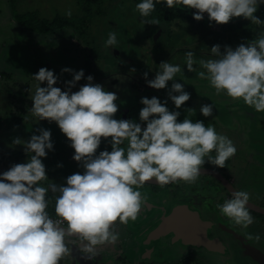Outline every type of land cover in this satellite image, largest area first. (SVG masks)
<instances>
[{
	"label": "clouds",
	"instance_id": "clouds-1",
	"mask_svg": "<svg viewBox=\"0 0 264 264\" xmlns=\"http://www.w3.org/2000/svg\"><path fill=\"white\" fill-rule=\"evenodd\" d=\"M261 3L264 0H166L170 9L183 5L196 10L195 20H203L207 13L210 22L220 25L239 17L264 25L255 15ZM136 10L148 17L155 10L154 0H143ZM66 14L72 15L70 10ZM146 24L158 25L159 21ZM116 44V33L110 31L105 47ZM211 54L215 58L199 61L206 71L198 72V77L208 80L217 95L226 92L233 100L242 99L256 112H264V31L235 49L225 46L222 52L220 45L212 46ZM193 56L189 51L185 57L192 72L196 63ZM160 68L155 79L148 80V73L144 74L147 84L158 90L165 89L181 72L179 65L169 62L161 63ZM62 72L73 70L64 68ZM32 77L39 83L31 93V114L40 121L58 124L75 150L73 159L84 171L68 176L66 184L42 186L41 181L49 180L42 158L47 156L46 150L54 149L51 131L39 129L40 134L27 141L14 139L13 145L23 144L25 153L32 155L27 163L14 164L0 173V264H60L69 254V241L78 245L85 259L92 260L99 248L118 242V221L126 225L137 220L146 200L137 189L145 183L155 180L160 187L180 181L194 184L206 161L225 168L226 161L236 154L232 140L214 127L187 117L179 122L181 113L170 111L167 100L161 103L157 97L142 98L141 123L117 120V94L94 84L93 76L87 77L88 83L79 91L72 92L76 82L84 78L83 70L67 82V91L55 86L58 77L47 68ZM44 82L47 86L41 87ZM168 95L177 109L191 97L178 82L172 84ZM200 112L212 116L213 105H202ZM102 138H111L112 151L97 154ZM125 142L127 146L121 147ZM213 151L214 157L210 155ZM49 191L56 194L55 214L59 219H52L47 212ZM249 199L247 191H234L232 198L217 208L234 225L247 229L254 223ZM248 239L259 242L261 237L248 234Z\"/></svg>",
	"mask_w": 264,
	"mask_h": 264
},
{
	"label": "rangeland",
	"instance_id": "rangeland-1",
	"mask_svg": "<svg viewBox=\"0 0 264 264\" xmlns=\"http://www.w3.org/2000/svg\"><path fill=\"white\" fill-rule=\"evenodd\" d=\"M89 4L92 10L99 7ZM15 9L19 14L35 13L47 20L53 18L67 20L75 31L70 27L45 35L26 30L13 20L11 7L7 1L0 0V173L9 170L14 164L27 163L32 155L25 153L23 144L13 145L15 138L27 141L32 135H39V129H47L52 133L54 149L46 150L48 154L42 158L49 180L41 181V185L47 187L52 182L66 184L68 176L75 173L83 174L84 169L73 159L75 150L58 124L48 120L40 121L31 114L34 102L30 97L39 83L32 76L41 68H47L55 73L58 77L55 86L63 91L68 90L67 82L74 79V73L88 68L86 75L93 76V81H96L94 84H101L105 90L117 94L118 99L115 103L119 111L114 116L117 120L126 118L125 113L121 114V110L130 109L134 115L132 120L141 123L139 113L144 107L141 99L157 97L161 103L167 100L166 107L170 111L181 113L178 117L179 122L186 117L193 122L203 121L205 126L210 125L218 134L227 136L237 151L226 161L225 168L216 167L207 161L201 167L220 173L230 180L236 191H247L250 194L249 202L264 207V112H256L242 99L233 100L226 92L217 95L208 80L199 82L200 79L193 78V73L188 71L185 62L186 53L191 50L196 61L193 72L206 71L198 68L201 67L199 61L207 60L205 54L211 53L212 46L220 45L222 52L225 46L235 49L243 40L250 42L258 38L264 31V25L251 23L243 17L233 18L228 24L220 25L210 22L206 13L204 19L200 21L194 17L193 21L176 20L169 26V37L166 46L162 47L166 51L169 48L170 52L167 54L165 51L162 56L166 55L165 62H169L167 58L173 54L172 51L180 49L182 52L186 50V53L172 55L176 61L171 64L179 65L181 72L175 75L174 81L168 82L165 89L158 90L147 88L145 73L142 71L144 68L147 69L148 80L155 79L156 72L161 71L154 55L161 49L157 48L152 40L156 27L153 24H146L147 20L137 15L131 0L116 1L103 16H99L95 11L89 16L92 25L89 26L87 23L86 27L80 23L84 17H88L85 12H89L86 11L84 0H15ZM69 10L72 13L71 17L66 14ZM255 15L264 21V3L259 5ZM103 21L107 23L106 26H103V23L100 25L99 22ZM112 21L116 25L114 28L108 24ZM239 22L237 27L236 23ZM110 31L116 33L117 47L122 46L123 39L127 41L119 50L130 56L132 61L128 64H116L111 60L113 57L109 55L110 47H105ZM215 39L216 42L213 41ZM196 52H203V56ZM64 68L72 69L73 72H62ZM133 69L135 71H132ZM174 82L183 84L184 90L191 94L189 101L179 109L168 95ZM83 85L82 82H76L75 87L71 89L72 92L79 91ZM46 86V82L41 84V87ZM205 104L213 105V115L210 117H205L200 112L201 106ZM190 108L194 111L189 113L187 109ZM142 127H146V123H142ZM110 140L111 138H102L97 154L104 150L112 151ZM126 146L127 142L121 145ZM14 151L17 155L10 157L9 153ZM210 155L214 157L215 151ZM205 159L207 160V157ZM61 164L63 166L58 167ZM203 181H209L220 189L218 181L209 175H200L195 184ZM184 185L188 184L180 181L162 188L172 189ZM55 197L56 194L50 191L47 194L49 215L55 213ZM262 221L264 217L260 215L258 223Z\"/></svg>",
	"mask_w": 264,
	"mask_h": 264
},
{
	"label": "water",
	"instance_id": "water-1",
	"mask_svg": "<svg viewBox=\"0 0 264 264\" xmlns=\"http://www.w3.org/2000/svg\"><path fill=\"white\" fill-rule=\"evenodd\" d=\"M162 33L161 29L156 30L152 37L154 45L160 46L163 43ZM201 172V175L212 176L220 182L232 198V193L236 190L229 180L211 169L202 168ZM145 185L159 186L155 180L147 182ZM137 190L146 197L137 220H129L126 225L117 222L120 239L131 241L129 245L132 247L130 252L132 264L149 262L150 260L145 256L152 257L159 250H164L166 245L174 254L195 252L213 264H228L232 255V252L228 250L229 244H235L241 248L242 256L250 257L256 264H264V253L257 249L252 241L241 233L226 229L224 225L218 226L216 223L201 218L199 206L195 204L198 197L187 195L168 202L165 196H155L148 189ZM248 206L250 211L264 216V208L251 202ZM215 228L221 231L219 236L211 234ZM68 244L74 245L71 241ZM106 246L114 247V245ZM114 252L115 248L111 250L110 258L107 257L105 251L102 252L105 261L100 264H113ZM84 260L81 255H77L73 264H83Z\"/></svg>",
	"mask_w": 264,
	"mask_h": 264
},
{
	"label": "flooded vegetation",
	"instance_id": "flooded-vegetation-1",
	"mask_svg": "<svg viewBox=\"0 0 264 264\" xmlns=\"http://www.w3.org/2000/svg\"><path fill=\"white\" fill-rule=\"evenodd\" d=\"M243 42L244 44H247L245 40L239 43H243ZM168 50L170 49L169 48L167 49L166 51L167 54L168 52H170ZM177 50L178 51H172L171 53L173 54H170V56L167 58V60H169V63H175L176 58L174 57L175 58L174 59L172 56L174 55V53L176 54L182 52V50L180 49ZM184 53H186V50H184V52H182L181 54ZM202 53L203 52H199V53L196 52V54L200 56H203ZM205 55L207 60L208 58L212 59L211 53H207ZM198 68L203 69L202 67H198ZM143 73L145 72L143 71ZM191 73H193V75L196 76L195 79H200L197 75L198 72H191ZM200 80L201 81L199 82H204L202 79ZM146 86H148V84H146ZM120 112L121 114L125 113L126 120H132L134 116L130 109H125L124 111L121 110ZM225 179L228 180L227 178ZM218 183H219L218 187L221 190L210 184L209 181L199 182L198 184L195 183L188 184L180 187H175L172 189L162 188L160 186L156 187L151 185H144L143 188L148 189L155 196H159V197L165 196L168 202H172L181 196L188 195V196L198 197L197 202L195 204L199 206L200 215L203 220L216 223L218 226L224 225L226 229L241 233L247 239H248V234H251L252 236L259 235L261 237L259 242L255 241L254 239L251 240L249 239V240L255 244L257 249H260L262 253H264V221L258 223L260 214L254 213L249 210L250 215L254 218V223L250 225L247 229H243L240 226L234 225V223L229 218L221 214L219 209L217 208L218 204H223L226 200L231 199L230 195L223 188L221 183L220 182ZM211 234L214 236H219L221 234V231L215 228L212 230ZM130 243H131L130 240L126 241V239L121 238L118 240V243L115 244L113 248H110L109 246L107 247L106 245L102 246L101 248L98 249L99 251L98 254L92 260L85 259L83 257V255L79 251V247L77 244H74L75 246L72 244H68L69 254L65 256L66 259L63 258V261H60V264H63V262H67L66 264H73L74 258L77 255H81L83 259H85L84 261H82L83 264H97V261L98 264H100L102 261H105V257L102 255V252L105 251L107 253V257L110 258L111 250L112 249L114 250V248H115V252L113 253L114 254L113 264H132L130 262V258H131L130 252L132 251V247L129 245ZM229 245L230 246L228 247V250L232 252V255L228 264H256V262L250 257L242 256V252H241L242 249L239 248L237 245L235 244H229ZM145 258H148L150 261L139 264H213L212 262L206 260L204 257L198 255L195 252H188L186 254H180V253L174 254L171 252L168 245H166L164 250H159L152 257L145 256Z\"/></svg>",
	"mask_w": 264,
	"mask_h": 264
},
{
	"label": "trees",
	"instance_id": "trees-1",
	"mask_svg": "<svg viewBox=\"0 0 264 264\" xmlns=\"http://www.w3.org/2000/svg\"><path fill=\"white\" fill-rule=\"evenodd\" d=\"M8 5H10L11 7V15L13 17V20L18 24L20 25L22 28L26 29V30H31L33 32H36V33H40V34H53V33H56V32H59V31H62L63 29L65 28H73V30L75 31V28L73 27V25H71V23L67 20H57L56 18H53L52 20H47L45 18H40L38 17L37 14L35 13H26V14H19L16 9H15V0H6ZM116 1H119V0H84V3H85V7H86V11H89V12H85V14L88 15V17H84V20L81 21V25H83V27H86L87 23L89 24V26L92 25V21H91V18L89 16H92L94 14V12L96 14H98L99 16H103L104 14L107 13V9L112 5L114 4ZM143 2V0H131V3L135 6L136 8V5L138 3H141ZM93 4L95 5L96 7H98L97 9H93L92 10V7H90V4ZM154 3H155V10L148 16V17H142L140 15V13L137 11V15H139V17L143 20H158L159 21V24L158 25H154L157 29H161L162 30V34H163V43L160 45V46H157V48H160L161 51H152V53H154L155 55V58L157 59V63L159 64L158 66H160L161 63L165 62V56L163 57L162 54L165 53L166 49H163L162 47L163 46H166V42H167V39L169 37V26L175 22L176 20H179V19H184V20H190V21H193V13L196 12L195 9H188V8H185L183 5H177L176 7L170 9L166 6V0H154ZM89 4V5H87ZM104 4V5H103ZM101 6V7H100ZM207 14V13H206ZM100 25L101 23H103L102 25L103 26H106V22H99ZM109 26L110 27H115V22L112 21V22H108ZM240 22L239 23H236L237 27L239 26ZM241 26V25H240ZM234 27V26H233ZM211 31V30H210ZM217 33V32H216ZM208 37H211L210 35H208ZM205 40H209V39H205ZM213 41H217L216 39L213 40ZM125 42H127L126 40L123 39V44L122 46H118L117 47V44L112 47L110 46V52H109V55L111 57H113L111 60L113 61L114 60V63H124V64H128L129 62H131L132 60H130V56H126L124 55L120 50L119 48L121 47H124L125 46ZM131 46V45H130ZM133 47V46H131ZM160 59V60H158ZM88 69V68H87ZM87 69H84V78H82L80 81L78 82H82V83H86L88 82L87 80V72L88 70ZM159 69H161L159 67ZM142 71H144L145 73L147 72V69L144 68L142 69ZM193 77L195 78L196 76L193 75ZM95 82V81H94ZM15 156L17 155V152H10L9 153V156L12 157V156ZM15 160H19L18 158H15ZM53 215L56 216L55 213H53Z\"/></svg>",
	"mask_w": 264,
	"mask_h": 264
},
{
	"label": "built area",
	"instance_id": "built-area-1",
	"mask_svg": "<svg viewBox=\"0 0 264 264\" xmlns=\"http://www.w3.org/2000/svg\"><path fill=\"white\" fill-rule=\"evenodd\" d=\"M82 84L85 85L86 83H82ZM50 217H51L52 219H54V220H55V219H59V217H57V216H55V215H53V214H51ZM63 226L66 227V224L63 225Z\"/></svg>",
	"mask_w": 264,
	"mask_h": 264
},
{
	"label": "crops",
	"instance_id": "crops-1",
	"mask_svg": "<svg viewBox=\"0 0 264 264\" xmlns=\"http://www.w3.org/2000/svg\"><path fill=\"white\" fill-rule=\"evenodd\" d=\"M93 82H94V81H93ZM95 82H96V81H95ZM147 88L150 89L151 87L148 85ZM258 144H259V143H258Z\"/></svg>",
	"mask_w": 264,
	"mask_h": 264
}]
</instances>
